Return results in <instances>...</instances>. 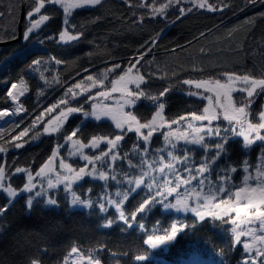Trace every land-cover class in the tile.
<instances>
[{"label": "snow or ice", "instance_id": "snow-or-ice-1", "mask_svg": "<svg viewBox=\"0 0 264 264\" xmlns=\"http://www.w3.org/2000/svg\"><path fill=\"white\" fill-rule=\"evenodd\" d=\"M246 2L257 4L264 3V0ZM124 3L129 8L146 9L139 17L140 23L145 18L171 19L170 10H175V19H171L175 23L194 9L222 12L230 6L223 0L221 4L210 0H138L135 5L124 0ZM103 4L104 0H29L22 40L32 42L37 30L53 18L57 9H62V30L58 39L55 36L49 39L62 45L78 42L84 31H75L76 25L69 19L73 11L98 8ZM182 4L190 6L183 7ZM132 14L136 15L135 12ZM2 15L4 13L0 12ZM99 19L97 16L91 22ZM249 21L253 18L245 22ZM9 38L17 37L13 33ZM36 39L44 42L39 36ZM155 46V41L147 47L142 45L144 50H138L126 68L117 63L67 87L63 97L37 115L29 127L5 141V144L20 149L30 141L39 140L41 135L57 137L50 155L38 170L17 166L9 175L5 164L0 163V193L7 198V204L0 206V216L22 193L27 194L25 207L30 213L34 205L59 208L57 196L63 192L70 209L90 210L88 215L99 216L101 228L110 229L122 223L127 229L135 226L147 233L149 230L144 220L159 205L165 211L191 213L195 221L191 224L176 221L165 227L157 220L151 234L143 240L149 249H170L186 229L195 228L197 223L209 219L212 223L218 221L221 226H229L222 228V232L229 238L230 251L234 252L240 246L238 264H264V105L255 114L252 108L256 99L264 95V67L254 63L251 69L242 72H222L215 76L180 80L179 84L187 86L180 89L184 95L206 101V104L169 118L164 98L173 90V85L163 87L156 94L150 88L142 87L148 84L146 75L158 79L167 77V72L158 76L151 71L141 72L144 64L151 65L152 61H146L145 57ZM17 51L26 55L24 47ZM50 61L56 65L64 63L56 57H51ZM41 63L40 59L32 62L33 65ZM118 69L119 73L115 74ZM192 70L202 71L195 66ZM53 79L60 82L58 78ZM93 89L97 91L93 92ZM27 90L23 79L19 84L12 83L7 97L16 107L14 110H0V121L27 111L19 102ZM79 96H85L84 103L73 104L72 101ZM142 98L153 103L150 116L141 117L133 111ZM85 104L90 107L86 109ZM57 109V114L51 116ZM45 114L51 118L45 120ZM74 115L81 119L71 131L65 130V124ZM90 121L97 124L110 121L114 127L107 133H90L85 142L84 129ZM15 126L19 127V122ZM34 129L39 130L33 132L29 140H24ZM129 133L134 134V139L129 137ZM126 137L132 139L130 148L122 143ZM154 137L157 142H154ZM236 137L242 141L243 158L239 161H234L230 155L229 142ZM0 139H3V133H0ZM102 144L106 148H101ZM253 145L259 148L255 161L249 158ZM61 149L66 150V156ZM86 149H91V153ZM7 151V147L0 145V154L6 155ZM73 160L84 163L70 162ZM20 173L26 176V182L22 187H15L12 177ZM86 178L93 183L85 188L81 182ZM137 196L139 200L131 209L126 208L130 198L134 200ZM110 209L114 210L111 214ZM125 230V227L121 228L122 232ZM105 248L106 245L99 244L85 250L73 241L58 264H103ZM108 251L112 256L116 255L110 249ZM222 254L221 249L218 253L220 264H229ZM134 259L144 262L148 256L137 254ZM28 264H43V260L39 256L29 257ZM116 264L120 262L116 261Z\"/></svg>", "mask_w": 264, "mask_h": 264}, {"label": "trees", "instance_id": "trees-1", "mask_svg": "<svg viewBox=\"0 0 264 264\" xmlns=\"http://www.w3.org/2000/svg\"><path fill=\"white\" fill-rule=\"evenodd\" d=\"M130 2L135 5L138 0ZM210 2L221 4V0ZM223 3L230 6L222 12L194 9L172 23L175 10H170L171 19L145 18L140 23L139 17L146 9L129 8L124 0H104V4L98 8L73 11L69 19L76 25L75 31H84V36L70 45H62L49 39L51 36L58 38V33L62 30L63 13L61 9H57L53 18L34 34L32 42L21 39L16 44L0 47V110L12 107L7 97V90L12 83L23 79L28 88L26 94L19 99L27 110L16 118V123L19 122L20 126L10 123L0 128V133H3L0 145L8 148L6 155L0 154V163L5 164L9 175L17 166L38 170L50 155L57 137L41 135L39 140L30 141L20 149L5 144V141L29 127L37 115L63 97L67 87L84 80L89 74H95L117 63L121 68H126L128 61L137 56L138 50H144L142 45L147 47L152 41L156 42V46L145 57L146 61L152 63L144 64L141 72L146 74L151 71L157 73V76L167 72L165 79L146 75L148 84L142 87H148L156 94L163 87L173 85V90L164 98L167 101L165 112L169 118L205 104L204 101L184 95L180 89L187 86L179 84L180 80L215 76L222 72H242L251 69L254 63L258 67H264V15H261L264 13V3L249 4L246 0H223ZM28 8L29 0H25V16ZM0 12L4 13L0 16V42L12 40L9 37L13 33L17 35L20 0H0ZM133 12L136 13L135 16ZM97 16L100 19L92 23ZM248 18H253L254 22L246 23ZM25 25L24 21L22 36ZM36 36L44 42L40 43ZM21 47H24L26 55L18 53L17 50ZM201 49H204L203 53ZM51 57L59 58L64 63L56 65L54 61H50ZM35 59H40L42 63L33 65ZM193 66L202 71H193ZM119 71L118 69L115 74ZM53 78H58L60 82L56 83ZM263 97L261 95L252 105L254 114L261 109ZM84 101L85 96L72 103ZM89 107V104H85L86 109ZM58 111L59 109L52 114ZM133 111L138 112L141 117L150 116L153 103L142 98ZM80 119L79 115L70 117L64 126L65 130L71 131ZM113 127L104 121L100 124L88 122V127L84 129L85 142L90 133H107ZM40 128H43V124ZM38 130L34 129L23 139L29 140L33 132ZM129 137L134 139V134L129 133ZM129 137L122 143L130 148L132 139ZM153 140L155 142L157 138L154 137ZM229 143L231 158L234 161L241 160V140L235 138ZM258 151L257 146L252 147L249 157L252 161H255ZM12 182L15 187H22L25 178L22 174H17L12 177ZM81 183L86 188L93 182L86 179ZM57 198L60 200V207L55 209L34 205L29 213L26 211L23 195L8 206V210L0 216V226L3 228L0 231V264H28L29 257L37 256L43 260V264H58L73 241L85 250L90 246L106 245L102 254L103 264H116V261L120 264H178L196 259L203 260L205 264H220L221 256L218 253L221 249L223 259L229 264H238L241 258L240 246H237L236 251H230L229 238L222 232V228L229 226H221L218 221L212 223L206 219L197 223L195 228H188L181 233L170 249L153 251L144 245L143 240L147 234H151L157 220L167 227L176 221L191 224L195 217L164 212L157 206L144 220L149 230L147 233L139 231L135 226L127 229L122 223L105 229L99 226L98 215H88L90 210L70 209L62 192ZM137 200L139 196L134 200L130 198L126 208L131 209ZM5 204L7 199L0 193V206ZM112 212L114 210L110 209V214ZM122 227L126 229L123 232ZM44 249L47 251H43ZM109 249L116 255L112 256ZM137 254L147 255L148 259L136 262L134 257Z\"/></svg>", "mask_w": 264, "mask_h": 264}, {"label": "rangeland", "instance_id": "rangeland-1", "mask_svg": "<svg viewBox=\"0 0 264 264\" xmlns=\"http://www.w3.org/2000/svg\"><path fill=\"white\" fill-rule=\"evenodd\" d=\"M157 2H159V0H157ZM181 6H183V7H189L190 5H188V4H182ZM61 11H62V9H61ZM201 11H205V10H201ZM205 12H207V11H205ZM24 21L26 22V24H27V20H26V16H25V19H24ZM43 26V25H42ZM41 26V27H42ZM62 27H63V20H62ZM38 31V30H37ZM58 39V38H57ZM109 67H111V66H109ZM109 67H107V68H109ZM102 70H104V69H101V70H99V71H97L95 74H92V75H97L100 71H102ZM17 84H19V82L17 83ZM10 89V87L8 88V90ZM7 90V91H8ZM95 91H97L96 89H93V92H95ZM25 94H26V92H25ZM24 94V95H25ZM22 97V96H21ZM20 97V98H21ZM80 97H83V96H79L78 98H80ZM19 98V99H20ZM77 98V99H78ZM194 98H196V97H194ZM197 99V98H196ZM9 103L12 105V107H10V108H7V109H15V107H16V105L15 104H13V102H12V100L9 98ZM204 103L206 104V101H204ZM262 105H264V97H263V103H262ZM5 110V109H4ZM22 113H24V112H22ZM57 114V113H56ZM56 114H51V116H55ZM21 115V113L19 114V115H13L12 116V119L10 120V121H8L7 123H4V124H2V125H0V128H2L3 126H5V125H7V124H10V123H16V121H18V119H16L18 116H20ZM51 116H49L48 114H45V119L47 118V119H50L51 118ZM95 122V121H94ZM104 122H108V123H110L111 124V122L110 121H104ZM221 123H224V122H221ZM20 126V125H19ZM236 138H238V139H240L241 140V138H239V137H236ZM235 139V138H234ZM155 142H157V140L155 141ZM242 142V141H241ZM254 146H256V145H253L252 147H254ZM67 147V146H66ZM101 148H106V145H101ZM91 149H86V152H88V153H91ZM97 151H99V150H97ZM61 152H62V154L63 155H67V152H66V150L65 149H61ZM70 162H73V163H80V164H83L84 162L83 161H75V160H73V161H70ZM20 174H22L23 176H24V178H25V182H26V176L23 174V173H20ZM87 179V178H86ZM88 180V179H87ZM37 182H39V179H37ZM237 182H238V180H237ZM97 183H99V182H97ZM63 193V192H62ZM3 194V193H2ZM4 195V194H3ZM21 195H23V196H26L27 194H21ZM20 195V196H21ZM5 196V195H4ZM5 198H6V196H5ZM7 199V198H6ZM157 206H159V205H157ZM160 207V206H159ZM161 208V207H160ZM162 209V208H161ZM80 210H85V209H80ZM164 212H169V213H175V214H186V213H183V212H175L174 210H168V211H165V210H163ZM187 214H190V215H192L191 213H187ZM178 264H205L204 263V261L203 260H201V259H196V260H191V261H182V262H180V263H178Z\"/></svg>", "mask_w": 264, "mask_h": 264}, {"label": "water", "instance_id": "water-1", "mask_svg": "<svg viewBox=\"0 0 264 264\" xmlns=\"http://www.w3.org/2000/svg\"><path fill=\"white\" fill-rule=\"evenodd\" d=\"M24 19H25V0H20V12L17 22V35H16L17 38L9 41H1L0 47L13 45L21 41Z\"/></svg>", "mask_w": 264, "mask_h": 264}, {"label": "bare ground", "instance_id": "bare-ground-1", "mask_svg": "<svg viewBox=\"0 0 264 264\" xmlns=\"http://www.w3.org/2000/svg\"><path fill=\"white\" fill-rule=\"evenodd\" d=\"M24 113H21V115H23ZM12 119V116H9V117H5L3 121H0V125L4 124L5 121H10Z\"/></svg>", "mask_w": 264, "mask_h": 264}, {"label": "built area", "instance_id": "built-area-1", "mask_svg": "<svg viewBox=\"0 0 264 264\" xmlns=\"http://www.w3.org/2000/svg\"><path fill=\"white\" fill-rule=\"evenodd\" d=\"M11 88V87H10Z\"/></svg>", "mask_w": 264, "mask_h": 264}]
</instances>
